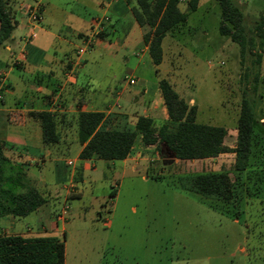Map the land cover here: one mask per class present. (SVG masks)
Masks as SVG:
<instances>
[{
  "label": "rangeland",
  "instance_id": "obj_1",
  "mask_svg": "<svg viewBox=\"0 0 264 264\" xmlns=\"http://www.w3.org/2000/svg\"><path fill=\"white\" fill-rule=\"evenodd\" d=\"M237 3L245 24L253 27L263 13L264 1ZM178 7L187 16L166 32L162 71H170L185 100L194 99L196 120L226 127L223 142L228 146L234 144L242 91L253 97L255 121L247 166L234 170L233 153L228 151L210 159L175 160L170 153L161 157L153 145H144L137 137L132 150L135 168L115 160L113 170L102 159H96L95 168L84 171L79 195H74L73 183L67 196L62 194L38 211L14 216L20 230H13L25 232L28 225L30 233L25 234L61 238L63 264H264V42L261 60L256 64L253 52L241 54L236 42L218 32L220 17L215 0H199L193 11L187 10V0H179ZM70 8L85 20L95 16L86 35L92 38L103 34L109 19L106 14L100 15V7L74 0ZM96 21L102 28L93 26ZM79 28L83 30V24ZM132 46L120 49L116 55L125 53L127 63L115 59L103 71L110 78L116 75L118 86L125 80L122 76L130 72L127 67L138 60ZM147 57L146 52L140 56L147 61L138 71L142 75L154 73ZM74 145L59 154L58 163L65 170L73 165H65L63 159L73 161ZM205 170L228 173L233 184L230 200L203 198L176 183L178 174ZM77 177L78 170L71 181ZM111 187L114 194L108 196ZM62 204H67V211L62 220H57ZM7 217L0 216V233H15L8 227ZM233 217L238 222H232ZM51 219L59 222L58 233L44 232L40 227V221L47 227ZM239 245L244 247L245 255L237 250ZM230 252L233 257L228 255Z\"/></svg>",
  "mask_w": 264,
  "mask_h": 264
},
{
  "label": "crops",
  "instance_id": "obj_2",
  "mask_svg": "<svg viewBox=\"0 0 264 264\" xmlns=\"http://www.w3.org/2000/svg\"><path fill=\"white\" fill-rule=\"evenodd\" d=\"M12 1L16 22L8 37L0 44V138L7 143L3 148L4 154L12 163L22 164L30 183L45 195L46 201L42 205L47 206L48 202L58 199L62 194L68 195L62 185L71 180L76 170L80 177L73 181L76 187L74 195H79L81 190L78 184L85 180L84 171L95 168V160L102 159L78 157L82 146L75 132V115L78 110L102 111L99 126L103 128L132 127L137 114L150 116L157 125L166 117L158 91V78H166L177 93L183 96L170 71H162L163 40L167 33L161 39V60L158 64H153L142 40V33L148 26L140 25L134 19L131 13L133 0H83L100 7V15L106 14L109 20L103 34L91 38L89 46L80 55L78 64L75 63L76 49L81 45L83 33L85 35L89 31L95 16L85 20L74 13L70 8L74 0ZM34 1L39 5V18L31 22L26 15L25 6ZM233 2L238 5L240 0ZM198 5L199 0L196 8ZM82 24L83 30L79 28ZM131 45L138 60L127 67L130 72L122 76L125 80L118 86L115 84L116 75L112 74L110 78L103 71L115 59L127 63L129 58L125 53L116 55L120 49L126 50ZM145 52L154 68V73L150 75L138 73L140 67L147 65V61L140 58ZM130 76L136 78L135 83H128ZM186 100L195 103L191 97ZM41 109L54 113L59 138L53 143L41 141L38 121L27 114L30 110ZM197 110L196 105V113ZM9 111L18 112L20 116L10 121ZM73 142L76 144L73 147V165L65 170L58 163V157ZM133 148L134 146L124 158L102 160L113 170L115 160L122 166L130 165L135 168ZM63 163L66 165L64 159ZM40 206L35 210H40ZM7 216V225L12 227V232L36 235L25 234L30 233L28 225H25V232L13 230L20 226L14 216ZM231 221L238 222V218L233 217ZM39 223L44 232L58 233L60 230L57 226L59 222L54 219L49 220L50 225L47 227L41 221ZM237 250L245 255L243 246L239 245ZM228 255L233 257L234 253L230 252Z\"/></svg>",
  "mask_w": 264,
  "mask_h": 264
},
{
  "label": "trees",
  "instance_id": "obj_3",
  "mask_svg": "<svg viewBox=\"0 0 264 264\" xmlns=\"http://www.w3.org/2000/svg\"><path fill=\"white\" fill-rule=\"evenodd\" d=\"M131 13L138 24L148 28L142 33L143 43L153 64L162 57L161 39L174 26L184 21L187 13L179 9V0H133ZM219 8L217 30L236 42L241 54L253 52L254 62L259 64L264 42V10L255 19L253 27L244 22L242 9L233 0H215ZM198 0H187V10H194ZM14 11L9 0H0V44L8 37L15 25ZM101 36V34L99 35ZM257 74L253 76L252 90L257 86ZM166 117L155 125L148 115L137 114L132 127H100L103 112L78 110L75 115V132L82 144L80 159L124 158L138 137L142 144L153 145L161 157L170 153L177 159L213 157L221 152H232V167L243 170L247 166L254 118V99L243 94L235 123V140L232 146L223 142L226 127L196 120V104L188 103L164 77L157 80ZM40 126L44 143L59 138L54 113L41 109L30 110ZM18 112L9 111L10 121L18 119ZM6 142L0 138V216H23L46 201L45 195L26 176L22 164L12 163L3 152ZM80 173H78V179ZM176 183L184 190L203 198L228 201L233 196V184L224 170L181 173ZM114 194V188L108 196ZM236 216V215H235ZM0 264H63V241L55 235H22L0 233Z\"/></svg>",
  "mask_w": 264,
  "mask_h": 264
},
{
  "label": "built area",
  "instance_id": "obj_4",
  "mask_svg": "<svg viewBox=\"0 0 264 264\" xmlns=\"http://www.w3.org/2000/svg\"><path fill=\"white\" fill-rule=\"evenodd\" d=\"M25 12H26V15L28 17V19L31 21V22H35L38 20L39 18V5H38V2L34 1L32 3H28L26 4L25 6ZM93 26H99V28H102V26L100 25L99 21H96L94 23ZM91 42V35H83L82 39H81V45L77 47L76 49V59H75V63L78 64L79 62V58H80V55L86 50L87 46L90 44ZM128 83H135L136 81V78L133 77V76H130L128 79ZM67 164H71L72 161L70 159H67L65 161ZM73 185V182L70 180L68 182H65L62 187L65 189V191L67 192V194L69 192H71V186ZM67 204H62L60 209L58 210L57 214H56V219L57 220H62L64 217H65V213L67 211Z\"/></svg>",
  "mask_w": 264,
  "mask_h": 264
}]
</instances>
